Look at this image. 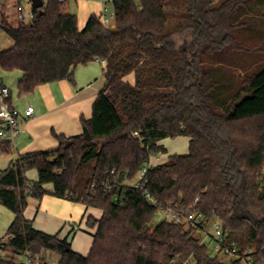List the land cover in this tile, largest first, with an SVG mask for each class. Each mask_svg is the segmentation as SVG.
<instances>
[{
  "label": "trees",
  "instance_id": "trees-1",
  "mask_svg": "<svg viewBox=\"0 0 264 264\" xmlns=\"http://www.w3.org/2000/svg\"><path fill=\"white\" fill-rule=\"evenodd\" d=\"M110 1L113 27L93 14L80 28L69 1L59 0L32 8L28 24L1 18L12 45L0 50V69L21 71L20 95L74 83L76 69L96 60L104 62L105 84L92 116L80 118L81 134L53 130L57 148L21 154L0 172V204L15 215L0 238V252L10 258L0 255V264H20L21 255L44 263L47 252L58 264H244L250 249L253 264H264V66L240 82L223 58L226 45L264 51L235 39L238 31L252 36L248 41L264 40V21L238 19L241 11L255 12L246 8L251 0ZM173 19L177 33L191 32L183 47L168 30ZM177 136L189 138V151L148 165L167 153L159 142ZM30 168L38 171L35 182L26 176ZM47 193L101 211L100 218L87 216L97 227L88 255L25 216L28 197L41 201ZM196 198L205 225L220 221L240 259L213 256L197 234L203 230L191 225L153 224L159 208L189 207Z\"/></svg>",
  "mask_w": 264,
  "mask_h": 264
},
{
  "label": "rangeland",
  "instance_id": "rangeland-1",
  "mask_svg": "<svg viewBox=\"0 0 264 264\" xmlns=\"http://www.w3.org/2000/svg\"><path fill=\"white\" fill-rule=\"evenodd\" d=\"M46 2V0H43ZM258 0H251L246 8H252L256 13H260L256 7ZM69 12L75 14L78 18V24L80 28H84L89 17L93 14L101 16L102 13L111 16L114 13V5L112 2L108 3L106 0H69ZM23 8V12L26 15L32 14V3L30 0H0V21L2 16H4L11 24L17 25L18 13ZM242 8V7H241ZM245 8V11H246ZM237 13V12H236ZM262 22V21H261ZM178 21L176 19L170 20L168 23V30L173 32L176 38V46L183 47V45L191 40V32H178L177 33ZM259 29V28H257ZM237 36L235 39L237 42H243L250 50L255 47L260 49L264 45V40H257L260 38H253V41H248L250 37L246 35L245 32L239 33L236 31ZM12 41L6 36V34L0 28V50H4L10 47ZM224 64L227 74H234L235 78L240 82L246 76L252 75L254 72L258 71L264 66V51L255 53L253 51H247L246 49L241 50L236 46L226 45L224 46ZM264 50V49H263ZM227 64V65H226ZM79 70H84V76L81 78L79 76L80 84L78 90L84 91L82 94L87 95L93 87H98L102 89L105 84V79L103 76V66L100 62H94L88 66H80ZM86 70L89 72L86 75ZM76 73V71H75ZM20 70L5 71L0 69V80H3L6 85L9 86L12 91V98L15 105L31 104L36 110L40 106V96L39 91L31 93L29 95H20L17 89L18 81L21 77ZM242 77V78H241ZM132 76L128 77L132 81ZM78 80V81H79ZM77 81V82H78ZM75 74H74V83ZM74 83H70L72 88H74ZM82 83V84H81ZM83 83H85L83 85ZM87 85H90L88 87ZM100 91V90H99ZM92 111V108H91ZM189 138L186 136H177L173 138H166L164 145L167 147V153H159L151 157L150 163L148 165H155L157 162H166L168 156L173 153L185 154L189 151ZM33 144H25L24 146L17 148H12L9 152L2 151L0 147V172L9 168L11 163L16 160L22 151H27L31 149ZM26 176L29 181L35 182L38 180V171L36 168H30L26 171ZM138 177V176H137ZM48 192L53 191V184L48 183L45 186ZM83 206L79 203L70 202L53 196L51 193H47L43 200L39 201L32 196L28 197V207L25 211V216L31 220L34 219L35 228L44 231L49 234H56L60 229H62V234L66 235L71 230L73 231L72 236L69 241H72L73 250L77 251L82 255H88L93 241L94 234L97 227L88 225L87 216L89 214L95 217L100 216V210H92L82 219ZM15 218L14 213L7 207L0 204V238H7V233L10 225ZM162 220L159 214L156 215L153 224H156ZM74 228V229H73ZM75 231V234H74ZM213 233L212 225L210 224L205 231H199L197 234L201 238L202 242L207 245L211 254L216 255L214 251V242L210 238V234ZM0 255L4 258H10L9 253L0 252ZM45 262L48 264H58V256L53 252H47L44 254ZM226 262H229L234 257H223ZM15 261L24 264L26 261V256H16Z\"/></svg>",
  "mask_w": 264,
  "mask_h": 264
},
{
  "label": "crops",
  "instance_id": "crops-1",
  "mask_svg": "<svg viewBox=\"0 0 264 264\" xmlns=\"http://www.w3.org/2000/svg\"><path fill=\"white\" fill-rule=\"evenodd\" d=\"M107 2L110 3L111 1H107ZM256 7H258L257 9L259 11H261L260 13H256V12L242 13L243 11H241L239 14H237L238 19L239 20L257 19L260 21H264V0H258ZM9 43L11 46L12 43L11 42ZM94 62H100L101 65L104 67V62H101L99 60L93 61L88 65ZM88 65H85V67ZM79 67L76 69V73H75L76 82L74 83V88H72L70 84L72 82L68 80H62L54 83L44 84L37 87V89L33 92L35 93L36 91H39L41 104L40 106H38L37 110L31 104L28 105L23 104L18 106L15 105L13 102L12 91H11V102L13 106H15L21 111L26 110L29 106L34 107L35 110L34 115L32 117H27L23 120L22 126L26 129V132L20 136L17 144V149L24 146L25 144H33L32 145L33 147L27 151H22L21 154H25L32 151L52 150L57 148L58 141L55 139V137L52 134L53 130L59 134L63 133L68 137L82 133L83 127L80 118L81 116H84L86 118H90L92 116L91 108L93 109V104L97 98V95L103 88L99 89L98 87H93L89 92H87V95L84 96L82 94L84 91L78 90V86L80 84L79 83L80 80L78 78L79 76L81 78H83L84 76V70H79ZM87 71L88 70H86V75L89 74V72ZM20 75H22V73ZM0 84L9 87L4 83L3 80H0ZM84 84L85 83H83V85ZM87 86L90 87V85ZM25 95L27 96L29 94H25ZM164 142H166V139L161 140L159 144L163 145L167 149V147L164 145ZM159 163L161 162H157V164ZM82 206L84 210L82 219L85 218V216H87V214L92 210H97V209L86 210L84 205ZM101 215L102 213L100 214L99 217L96 218H100ZM36 216L34 217V219L36 218ZM57 233H60V236L62 238L67 237L70 240L73 231L70 230L68 234L64 235L62 234V229H60ZM73 240L74 237L72 241H70L71 245Z\"/></svg>",
  "mask_w": 264,
  "mask_h": 264
},
{
  "label": "built area",
  "instance_id": "built-area-1",
  "mask_svg": "<svg viewBox=\"0 0 264 264\" xmlns=\"http://www.w3.org/2000/svg\"><path fill=\"white\" fill-rule=\"evenodd\" d=\"M69 1V0H59ZM110 1V0H107ZM31 2V1H30ZM115 13L108 16L104 13L101 14V19L106 27L114 26ZM18 21L20 23L28 24L33 21V14L26 15L23 12V8L18 13ZM34 107L29 106L26 110L21 111L11 102V90L9 87L0 84V142L8 143L13 148H17L18 139L22 134L26 132V129L22 126V122L27 117L34 115ZM148 167H144L140 172L138 180L134 183L136 188H140L144 184ZM153 202L154 199L150 198ZM200 199L196 198L194 203L189 207H180L178 205H170L167 208H159L157 214H159L163 221L174 222L176 224L191 225L197 229L205 231L208 226L205 225V215L198 209V203ZM205 225V226H204ZM213 233L210 234V238L214 242V251L216 254H220L222 257H234L240 259L241 255L236 245H227V237L223 231L220 221L215 220L211 223ZM253 250L248 251L249 257L244 264H253L250 254ZM24 264H48L44 261L42 263L38 258H32L30 255L26 256Z\"/></svg>",
  "mask_w": 264,
  "mask_h": 264
},
{
  "label": "water",
  "instance_id": "water-1",
  "mask_svg": "<svg viewBox=\"0 0 264 264\" xmlns=\"http://www.w3.org/2000/svg\"><path fill=\"white\" fill-rule=\"evenodd\" d=\"M32 3V8L34 9H40L45 5V2L43 0H30Z\"/></svg>",
  "mask_w": 264,
  "mask_h": 264
}]
</instances>
